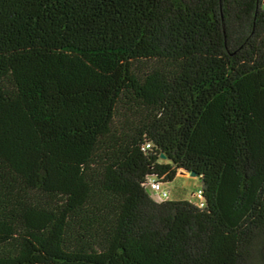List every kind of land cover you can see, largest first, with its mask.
I'll use <instances>...</instances> for the list:
<instances>
[{"label":"trees","instance_id":"1","mask_svg":"<svg viewBox=\"0 0 264 264\" xmlns=\"http://www.w3.org/2000/svg\"><path fill=\"white\" fill-rule=\"evenodd\" d=\"M0 264H264L263 0H0Z\"/></svg>","mask_w":264,"mask_h":264},{"label":"rangeland","instance_id":"2","mask_svg":"<svg viewBox=\"0 0 264 264\" xmlns=\"http://www.w3.org/2000/svg\"><path fill=\"white\" fill-rule=\"evenodd\" d=\"M202 187V181L198 177H192L189 174L186 176L180 174L171 182L163 184V188L168 190L170 200H187L192 203H199L198 190ZM152 194L156 192L149 189Z\"/></svg>","mask_w":264,"mask_h":264},{"label":"built area","instance_id":"3","mask_svg":"<svg viewBox=\"0 0 264 264\" xmlns=\"http://www.w3.org/2000/svg\"><path fill=\"white\" fill-rule=\"evenodd\" d=\"M150 187L152 188V190L154 192H156L157 196H159L163 199H167L169 197V192H168V190L163 188V184L155 182V181H151ZM198 196H199V204H200V206H202L203 205V203H202V192L200 191V189L198 190Z\"/></svg>","mask_w":264,"mask_h":264},{"label":"water","instance_id":"4","mask_svg":"<svg viewBox=\"0 0 264 264\" xmlns=\"http://www.w3.org/2000/svg\"><path fill=\"white\" fill-rule=\"evenodd\" d=\"M263 3H264V0H263ZM162 157H163V156H162ZM189 175L192 176V177H194V176H195V173L192 172V173H190Z\"/></svg>","mask_w":264,"mask_h":264},{"label":"crops","instance_id":"5","mask_svg":"<svg viewBox=\"0 0 264 264\" xmlns=\"http://www.w3.org/2000/svg\"><path fill=\"white\" fill-rule=\"evenodd\" d=\"M185 176L187 175V174H184Z\"/></svg>","mask_w":264,"mask_h":264}]
</instances>
